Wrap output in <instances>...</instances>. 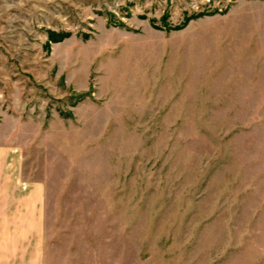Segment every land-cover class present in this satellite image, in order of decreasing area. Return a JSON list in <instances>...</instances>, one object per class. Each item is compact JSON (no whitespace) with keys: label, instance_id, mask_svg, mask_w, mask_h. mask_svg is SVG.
I'll use <instances>...</instances> for the list:
<instances>
[{"label":"rangeland","instance_id":"rangeland-1","mask_svg":"<svg viewBox=\"0 0 264 264\" xmlns=\"http://www.w3.org/2000/svg\"><path fill=\"white\" fill-rule=\"evenodd\" d=\"M0 138L46 264H264V0H0Z\"/></svg>","mask_w":264,"mask_h":264},{"label":"crops","instance_id":"crops-1","mask_svg":"<svg viewBox=\"0 0 264 264\" xmlns=\"http://www.w3.org/2000/svg\"><path fill=\"white\" fill-rule=\"evenodd\" d=\"M24 159L0 138V264H46V184L24 171Z\"/></svg>","mask_w":264,"mask_h":264}]
</instances>
